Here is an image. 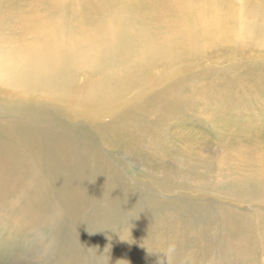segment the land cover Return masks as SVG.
Wrapping results in <instances>:
<instances>
[{
	"label": "rangeland",
	"instance_id": "1",
	"mask_svg": "<svg viewBox=\"0 0 264 264\" xmlns=\"http://www.w3.org/2000/svg\"><path fill=\"white\" fill-rule=\"evenodd\" d=\"M14 1L24 8L0 0L1 77L10 73L14 80L59 49L71 52L61 57L73 79L66 94L47 85L27 87L57 99L53 105L37 108L30 96L0 100V264H264V136L258 138L264 94L221 108L204 95L191 96L190 84L172 111L174 103L152 88L130 86L94 117L68 116L99 80L90 59L114 43L111 29L95 30L93 21L101 15L132 35L140 23L133 20L130 28L108 19L114 15L105 12L118 0ZM230 1L236 29L264 8V0ZM203 49L144 71L142 81L166 73L164 87L188 73L203 87L233 78L228 69L238 63L263 71L264 38H233ZM13 84L0 79V96L22 91ZM137 108L149 126L142 132ZM24 124L38 135L19 132ZM169 243L176 246L170 262L163 253Z\"/></svg>",
	"mask_w": 264,
	"mask_h": 264
},
{
	"label": "bare ground",
	"instance_id": "2",
	"mask_svg": "<svg viewBox=\"0 0 264 264\" xmlns=\"http://www.w3.org/2000/svg\"><path fill=\"white\" fill-rule=\"evenodd\" d=\"M50 1L76 3L75 0ZM5 2L6 6L11 4L16 9L22 10L24 8L23 5L14 0H5ZM117 3L118 6L105 12V14L114 15L108 19L111 21L121 19L130 28L133 27L134 20L138 21L140 26L136 27L137 32L132 35L129 31L122 33L121 30L128 29L119 23H106L107 19L101 15L93 21L92 26L95 30L111 29L114 43L105 46L102 52L95 53L96 56L90 59V61H96L94 66L100 75L99 80H97L95 88L83 92L82 105L79 108H71L66 112L68 116L94 117L112 108L118 102L119 95L129 89L130 86H141L144 89L152 88L167 102L174 103L172 111L186 99L184 96L180 98L179 95L186 85L190 84L193 86L191 96L194 95L195 98L204 95L221 108L231 107L233 100H245L246 103L256 102L264 94V88L260 86L264 78V66L262 67L263 71L257 73L249 63L244 62L236 64L233 69H228V73H236V75L231 76L233 78L215 81L216 83L210 86L202 87V85L194 84L188 73L181 78L177 76L179 79H167V82H162L165 84L164 87L160 86L162 77L166 73L159 72L155 77L151 76L148 77L147 81H142L145 78L144 71L151 73L150 70L153 71L154 66L163 67L173 62L177 63L184 58L198 55L207 45L231 41L233 38L253 40L264 38V8L259 10L248 25L239 29L237 26L236 29L231 24L235 13L230 0H118ZM110 4L112 3L109 2L106 8ZM39 18L45 20L43 16ZM28 25L29 22L23 24V28ZM134 25L136 26V24ZM160 32H165V35L171 36L172 41L169 42L164 34L163 36L158 35ZM155 37L162 42V46L155 45ZM123 40H135L141 44H131L129 41L123 43ZM138 45H141L139 49H137ZM57 51H60L59 54L55 52L51 53L49 57L46 55L41 64L33 65L32 69L22 72L14 80L11 74L7 73V76L3 78L8 83H14L13 85L20 87L22 91L13 94L15 90L10 89L11 94L6 92L5 96H0V100L6 101L7 96H14V98L15 96H26L25 100H28V96H30L28 102L36 107L56 104L57 99H50L51 97H44L41 94H30L27 87L47 85L52 90H55L53 88L60 89L63 94L69 91L73 76L71 70L65 65L64 59L66 57L61 56L69 57L71 52L67 53L59 49ZM113 63L116 65L114 66ZM133 65L137 69L134 73ZM99 67L101 69L98 70ZM124 67L126 69H123ZM91 68L93 66L88 65V69ZM206 73L208 74V72ZM3 78L0 72V79ZM136 110L138 130L145 131L149 126L141 115V109L137 108ZM129 117L133 118V107L129 110ZM17 129L22 134L30 133L31 137L38 135V132L30 124L18 126ZM4 131V123L0 122V134ZM262 136L264 134L259 135L258 138ZM9 141L11 140L9 139ZM6 142H1V144ZM13 151L17 153L16 149ZM261 178L258 177L257 179Z\"/></svg>",
	"mask_w": 264,
	"mask_h": 264
},
{
	"label": "clouds",
	"instance_id": "3",
	"mask_svg": "<svg viewBox=\"0 0 264 264\" xmlns=\"http://www.w3.org/2000/svg\"><path fill=\"white\" fill-rule=\"evenodd\" d=\"M175 250H176V246L174 243H169L166 247V249L164 250L163 253L166 254V257H167V261L170 262L172 256L174 255L175 253Z\"/></svg>",
	"mask_w": 264,
	"mask_h": 264
}]
</instances>
